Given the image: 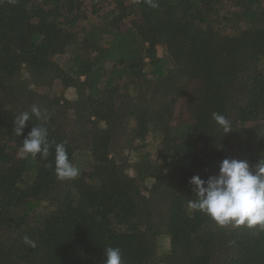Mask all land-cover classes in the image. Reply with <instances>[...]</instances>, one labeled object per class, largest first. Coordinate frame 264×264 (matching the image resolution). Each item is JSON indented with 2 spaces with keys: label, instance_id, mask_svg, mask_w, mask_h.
<instances>
[{
  "label": "trees",
  "instance_id": "1",
  "mask_svg": "<svg viewBox=\"0 0 264 264\" xmlns=\"http://www.w3.org/2000/svg\"><path fill=\"white\" fill-rule=\"evenodd\" d=\"M154 2L0 0V264H104L109 246L124 264H264V228L188 207L192 176L264 156V0ZM39 125L77 177L57 178L55 144L18 155Z\"/></svg>",
  "mask_w": 264,
  "mask_h": 264
},
{
  "label": "clouds",
  "instance_id": "2",
  "mask_svg": "<svg viewBox=\"0 0 264 264\" xmlns=\"http://www.w3.org/2000/svg\"><path fill=\"white\" fill-rule=\"evenodd\" d=\"M152 8L158 7L154 0H146ZM31 113L38 120L47 121L49 116L42 113L38 106L33 105ZM213 120L227 134L231 131V122L220 114L213 113ZM28 112L21 113L13 120L16 135L21 136L29 122ZM55 141L48 140V129L43 125L31 127L27 136L19 146L18 155L33 158L40 154L46 159L50 154V147ZM54 171L60 180L73 179L78 176L79 169L69 161L67 150L63 143L55 144ZM51 167V165H49ZM193 186L196 199L188 201L191 210L200 211L210 217L218 226H246L264 228V156L254 165L247 160L224 158L218 172L202 179L194 175L189 179ZM26 244L34 246V242L27 236ZM104 264H124L119 247L104 249Z\"/></svg>",
  "mask_w": 264,
  "mask_h": 264
},
{
  "label": "rangeland",
  "instance_id": "3",
  "mask_svg": "<svg viewBox=\"0 0 264 264\" xmlns=\"http://www.w3.org/2000/svg\"><path fill=\"white\" fill-rule=\"evenodd\" d=\"M89 2H90V0H87V4H89ZM122 27L125 28L124 25ZM158 53H159V55L162 56L164 53V48L159 47ZM74 95H75L74 92H71V91L68 94V96L70 98H73ZM185 111H186V107H185L183 101H179L176 105V112H175L176 113V121L182 122L186 118V116H185L186 112ZM159 240H160V248L162 250H164L168 246V238L163 236V237H160Z\"/></svg>",
  "mask_w": 264,
  "mask_h": 264
}]
</instances>
